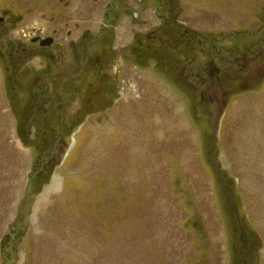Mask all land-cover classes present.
<instances>
[{"label": "rangeland", "instance_id": "rangeland-1", "mask_svg": "<svg viewBox=\"0 0 264 264\" xmlns=\"http://www.w3.org/2000/svg\"><path fill=\"white\" fill-rule=\"evenodd\" d=\"M4 10L0 264H264V0Z\"/></svg>", "mask_w": 264, "mask_h": 264}, {"label": "flooded vegetation", "instance_id": "flooded-vegetation-1", "mask_svg": "<svg viewBox=\"0 0 264 264\" xmlns=\"http://www.w3.org/2000/svg\"><path fill=\"white\" fill-rule=\"evenodd\" d=\"M257 33V31H255V33H252L251 35H255ZM256 36V35H255ZM254 37V36H253ZM252 37V38H253ZM253 40H255V41H259V42H261V41H263V36H261V37H254L253 38ZM260 53H262V55H263V58H261V57H259V55H258V57L259 58H261L263 61H264V46H262V49L260 50ZM216 84L218 85V83L216 82ZM218 87V86H217ZM215 89V88H214ZM213 92V91H212ZM217 92H219L220 93V95H221V99L223 100V95H225V94H227V90H223L222 92L220 91V90H217ZM204 93H205V91L204 90H199V99H200V101H202L203 102V100H205V98H204ZM214 99H216V94L214 95ZM210 104H213V101H212V99L210 98Z\"/></svg>", "mask_w": 264, "mask_h": 264}, {"label": "water", "instance_id": "water-1", "mask_svg": "<svg viewBox=\"0 0 264 264\" xmlns=\"http://www.w3.org/2000/svg\"><path fill=\"white\" fill-rule=\"evenodd\" d=\"M8 13H9V11H6V10H4L2 12V15H0V22L3 21V19H4L3 15H6ZM32 40L33 41H39L40 45H50L53 42V38L49 37V36L48 37H44V38L34 37Z\"/></svg>", "mask_w": 264, "mask_h": 264}]
</instances>
